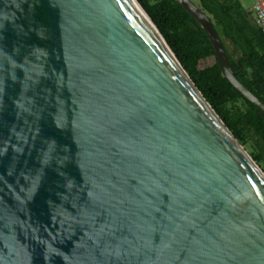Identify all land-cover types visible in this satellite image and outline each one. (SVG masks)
<instances>
[{
    "label": "water",
    "instance_id": "1",
    "mask_svg": "<svg viewBox=\"0 0 264 264\" xmlns=\"http://www.w3.org/2000/svg\"><path fill=\"white\" fill-rule=\"evenodd\" d=\"M0 264H264V170L137 0H0Z\"/></svg>",
    "mask_w": 264,
    "mask_h": 264
},
{
    "label": "trees",
    "instance_id": "2",
    "mask_svg": "<svg viewBox=\"0 0 264 264\" xmlns=\"http://www.w3.org/2000/svg\"><path fill=\"white\" fill-rule=\"evenodd\" d=\"M137 1L233 133L245 141L247 132H254L264 148V111L248 101L222 74L208 36L192 15L175 0ZM195 1L210 14L237 79L264 102V33L252 14L238 0ZM226 31L243 44L245 53L233 45L228 47L226 41L231 40ZM228 111L237 116L238 123L233 122Z\"/></svg>",
    "mask_w": 264,
    "mask_h": 264
},
{
    "label": "rangeland",
    "instance_id": "3",
    "mask_svg": "<svg viewBox=\"0 0 264 264\" xmlns=\"http://www.w3.org/2000/svg\"><path fill=\"white\" fill-rule=\"evenodd\" d=\"M195 3H197L195 0H193ZM242 7L248 11L252 12L251 7L253 5V0H238ZM231 40V39H230ZM228 47H235L242 53H244V49L241 46L235 45L232 41H226ZM231 42V43H230ZM219 115V114H218ZM228 116L233 120V122L238 123L237 121V116L232 114L230 111H228ZM221 120L225 123L227 126L226 122L223 120V118L219 115ZM228 127V126H227ZM238 127V126H237ZM229 128V127H228ZM229 130L233 133V130L229 128ZM233 135L237 138V140L243 145V147L247 150V152L261 165V167L264 169V160L259 161L257 158L258 155L262 156L264 158V148L261 144V142L258 139V136L254 132H247L246 134V140L243 141L241 140L237 135L233 133Z\"/></svg>",
    "mask_w": 264,
    "mask_h": 264
},
{
    "label": "built area",
    "instance_id": "4",
    "mask_svg": "<svg viewBox=\"0 0 264 264\" xmlns=\"http://www.w3.org/2000/svg\"><path fill=\"white\" fill-rule=\"evenodd\" d=\"M251 10L255 24L264 33V0H253Z\"/></svg>",
    "mask_w": 264,
    "mask_h": 264
},
{
    "label": "bare ground",
    "instance_id": "5",
    "mask_svg": "<svg viewBox=\"0 0 264 264\" xmlns=\"http://www.w3.org/2000/svg\"><path fill=\"white\" fill-rule=\"evenodd\" d=\"M242 145V144H241ZM244 148V147H243ZM244 150L247 152V150L244 148ZM248 153V152H247ZM250 155V154H249ZM254 159V158H253ZM259 164V163H258ZM260 165V164H259ZM260 167H261V165H260ZM262 168V167H261ZM263 169V168H262ZM264 170V169H263Z\"/></svg>",
    "mask_w": 264,
    "mask_h": 264
}]
</instances>
